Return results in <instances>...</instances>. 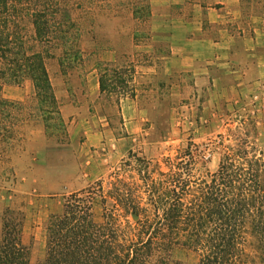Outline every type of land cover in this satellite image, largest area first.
I'll list each match as a JSON object with an SVG mask.
<instances>
[{
    "label": "trees",
    "instance_id": "trees-1",
    "mask_svg": "<svg viewBox=\"0 0 264 264\" xmlns=\"http://www.w3.org/2000/svg\"><path fill=\"white\" fill-rule=\"evenodd\" d=\"M84 7L81 0L72 7L66 0H0V134L12 133L5 127L17 106L2 96L3 86L26 78L45 112L55 113V123L46 127L66 126L48 60L58 49L64 72L85 61L73 14ZM139 9L133 10L135 20ZM104 65L101 92L109 75L108 63L99 68ZM247 121L218 135L220 163L205 175L196 173L194 148L205 155L208 145L189 143L157 160L130 150L108 186L98 181L65 197L63 212L46 224V254L39 264H188L176 259L178 251L194 255V264H264V148L255 141L256 122ZM23 228V217L4 221L0 264H33Z\"/></svg>",
    "mask_w": 264,
    "mask_h": 264
},
{
    "label": "rangeland",
    "instance_id": "rangeland-1",
    "mask_svg": "<svg viewBox=\"0 0 264 264\" xmlns=\"http://www.w3.org/2000/svg\"><path fill=\"white\" fill-rule=\"evenodd\" d=\"M66 1L72 7L79 0ZM81 2L85 7L74 9L73 14L81 30L80 46L86 55L85 61L64 72L58 49L56 56L48 60L66 126L57 128L52 124L46 127V122L55 123L56 116L45 112L47 108L37 97L30 78L21 84L6 83L2 89V96L17 106L13 123L6 121L5 128L10 127L12 133L2 131L0 134V240L6 218L23 217V241L30 247L33 264H39L45 258L48 219L58 206L62 213L65 197L76 192L68 188L72 187V175L76 184H84L83 189L98 181H103L106 187L111 174L128 158L130 150L157 160L175 156L189 143L209 146L205 155L194 148L198 161L196 173L215 172L221 159L220 150L216 148L218 135L226 132L227 127H237L243 119L249 120L247 123L250 120L256 122L260 136L255 141L264 148V80L243 81L231 88L227 77L213 98L214 105L205 110L202 108L204 94L195 101L169 92L146 94L141 99L146 104L145 116L148 119L143 130L132 135L126 147L115 149L112 143L103 141L100 153L92 155L86 145L89 140L87 133H91L89 123L93 120L97 124L105 122L103 116L109 114L113 138L128 137L118 106L121 94L132 93L134 64L152 62L160 66L169 49L165 36L151 39L154 23L149 14L152 11L150 0ZM136 7H140L137 20L133 16ZM134 44L142 45L146 51L151 45H156L157 49L149 54L137 51ZM108 51L113 54H107ZM112 56L115 58L109 60ZM100 63L109 64V75L103 77L104 92L101 88H94L92 79L102 74L105 65L100 69ZM112 69H117L118 75L113 76ZM192 101L193 107H186ZM72 105L76 110L72 111ZM4 133L6 136L3 138ZM91 156L96 161L92 171L85 167ZM203 159L206 165L202 163ZM68 179H71L70 183ZM95 214L101 219L99 198L95 199ZM175 257L188 264L196 262L194 255L183 251H178Z\"/></svg>",
    "mask_w": 264,
    "mask_h": 264
},
{
    "label": "crops",
    "instance_id": "crops-1",
    "mask_svg": "<svg viewBox=\"0 0 264 264\" xmlns=\"http://www.w3.org/2000/svg\"><path fill=\"white\" fill-rule=\"evenodd\" d=\"M150 2L154 23L151 39L165 36L168 53L160 66L152 62L134 64L132 93L121 94L118 106L122 126L128 132V137L113 138L109 114L103 116L105 122L97 124L93 120L89 123L91 133H87L89 140L86 145L92 155L100 153L103 141L112 143L115 149L126 147L132 135L143 130L148 119L145 116L146 104L141 99L146 94L169 92L173 96L194 101L204 94L202 108L205 110L214 105L213 98L218 95L227 77L231 88L233 85L239 86L243 81L264 80V0ZM134 46L137 51L149 54L157 49L156 45H151L152 49L148 51L142 45ZM107 54L113 53L108 51ZM114 58L112 56L108 59ZM92 79L94 88L100 89V77ZM188 106L192 108L193 101ZM73 110L76 107L72 105ZM72 140H75L73 136ZM92 157L85 163V167H90L91 171L96 167ZM74 179L72 175V187L68 188L72 192L83 189L84 184H76ZM60 212L58 206L54 214Z\"/></svg>",
    "mask_w": 264,
    "mask_h": 264
}]
</instances>
